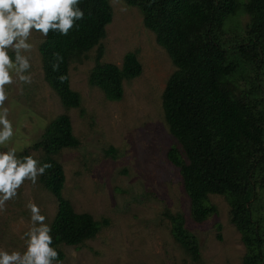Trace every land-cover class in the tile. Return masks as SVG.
<instances>
[{"label":"trees","instance_id":"obj_1","mask_svg":"<svg viewBox=\"0 0 264 264\" xmlns=\"http://www.w3.org/2000/svg\"><path fill=\"white\" fill-rule=\"evenodd\" d=\"M124 2L138 9L143 25L175 67L166 79L161 104L169 132L177 140L167 157L179 170L191 218L197 223L209 220L216 212L209 195H222L228 202L229 223L245 247L242 264H264V0ZM78 7L84 18L76 20L67 35L50 31L38 44L43 78L65 112L18 152V158L35 159L39 153L41 165H51L38 181L57 203L50 234L58 260L64 257L62 246L79 248L108 225L105 218L75 211L62 194L65 174L55 156L79 146L67 111H83L80 93L70 86V64L96 47L88 83L109 101L120 100L123 81L142 72L136 51L126 52L121 65L102 61L101 40L113 15L109 0H80ZM114 150L110 146L106 153ZM163 215L161 223L173 241L190 261L198 262V238L186 227L184 215L171 210Z\"/></svg>","mask_w":264,"mask_h":264},{"label":"rangeland","instance_id":"obj_2","mask_svg":"<svg viewBox=\"0 0 264 264\" xmlns=\"http://www.w3.org/2000/svg\"><path fill=\"white\" fill-rule=\"evenodd\" d=\"M109 2L113 15L101 40L102 61L121 65L126 52L136 51L142 72L123 81L120 100L109 101L103 91L88 83L96 47L70 64V86L80 93L83 111H67L79 146L55 156L65 174L62 194L75 211L88 212L96 220L105 218L108 225L79 248L62 246L64 257L53 264H242L245 247L240 233L229 223L227 200L209 195L216 212L202 223L193 221L179 170L167 157L177 140L164 120L161 93L174 65L153 32L143 25L136 7L124 0ZM43 38L33 30L28 40L33 48L22 53L29 58L31 67L24 74L31 77V83H22L13 74L15 82L5 86L8 99L3 107L9 111L14 135L0 145V151L14 147L17 157L39 139L51 119L65 112L43 78L38 52ZM9 55L14 59L11 50ZM110 146L115 150L108 154ZM38 177L35 184L26 180L0 212V250H25L21 237L30 227V211L25 207L29 201L41 209L50 225L57 203ZM261 193L264 200V190ZM166 210L182 213L186 227L197 236L198 262L189 260L161 223Z\"/></svg>","mask_w":264,"mask_h":264},{"label":"clouds","instance_id":"obj_3","mask_svg":"<svg viewBox=\"0 0 264 264\" xmlns=\"http://www.w3.org/2000/svg\"><path fill=\"white\" fill-rule=\"evenodd\" d=\"M80 0H0V145H6L13 135V124L8 119L9 111L3 107L8 99L6 85L13 84L14 76L22 83H31V77L24 73L31 67L29 58L22 53L30 52L28 43L32 31L47 37L50 31L67 35L76 20L84 18L78 7ZM14 53V59L9 55ZM58 65H54L56 70ZM61 81L65 77L60 78ZM22 91V90H21ZM51 165L35 159L33 155L18 158L16 149L0 151V212L5 210L6 201L16 197L17 190L26 180L36 183ZM25 207L30 211V227L21 239L25 251L8 252L0 250V264H53L58 261L51 236V227L46 217L32 201Z\"/></svg>","mask_w":264,"mask_h":264}]
</instances>
